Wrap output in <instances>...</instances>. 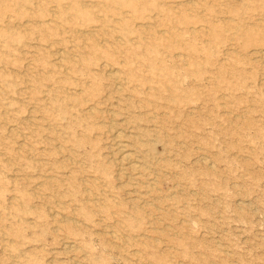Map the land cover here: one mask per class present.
<instances>
[{
	"label": "rangeland",
	"instance_id": "rangeland-1",
	"mask_svg": "<svg viewBox=\"0 0 264 264\" xmlns=\"http://www.w3.org/2000/svg\"><path fill=\"white\" fill-rule=\"evenodd\" d=\"M0 6V264H264V0Z\"/></svg>",
	"mask_w": 264,
	"mask_h": 264
},
{
	"label": "bare ground",
	"instance_id": "bare-ground-1",
	"mask_svg": "<svg viewBox=\"0 0 264 264\" xmlns=\"http://www.w3.org/2000/svg\"><path fill=\"white\" fill-rule=\"evenodd\" d=\"M0 1H1V0H0ZM21 1H22V0H21ZM27 1H28V0H27ZM154 2H155V1H154ZM154 2L152 1V3H154ZM159 2H161V1H159ZM17 3H18V2H17ZM23 3H24V2H23ZM75 3H76V2H75ZM77 3H78V2H77ZM80 3H81V2H80ZM147 3H148V2H147ZM72 4H73V3H72ZM132 4H133V3H132ZM148 5H150V4L148 3ZM162 5H163V3H162ZM162 5H161V6H162ZM61 6H62V5H61ZM73 6H76V5L73 4ZM78 6H79V5H78ZM80 6H81V5H80ZM159 6H160V5H159ZM159 6H158V7H159ZM0 7H1V6H0ZM2 7H3V6H2ZM6 7H7V6H6ZM137 7L139 8V6H137ZM158 7H157V9H160V7H159V8H158ZM62 8H64V7H62ZM75 8H76V7H75ZM81 8H82V7H81ZM138 8H137V9H138ZM163 8H164V7H163ZM1 9H2V8H1ZM77 9H78V8H76V10H77ZM134 9H135V8H134ZM61 10L63 11V9H61ZM86 10H87V9H86ZM86 10H85V11H86ZM82 11H83V8H82ZM82 11H81V12H82ZM23 12H24V11H23ZM76 12H77V11H76ZM78 12H79V9H78ZM83 12H84V11H83ZM25 13H26V12H25ZM65 14H66V12H65ZM67 14H68V13H67ZM70 14H71V13H70ZM73 14H74V13H72V16H73ZM83 14H84V13H83ZM41 15H43V14H41ZM0 16H1V15H0ZM65 16H66V15H65ZM67 16H68V15H67ZM72 16H71V17H72ZM74 16H75V14H74ZM77 16H78V15H77ZM77 16H76V17H77ZM69 17H70V16H69ZM71 17H70L69 20H71ZM1 18H2V17H0V19H1ZM37 18H38V16H37ZM39 18H40V16H39ZM41 19H42V18H41ZM67 19H68V18H67ZM73 19H74V17H73ZM44 21H45V20H44ZM9 24H10V23H9ZM11 24H12V23H11ZM11 24H10V25H11ZM7 25H8V24H7ZM9 27H10V26H9ZM10 28H11V27H10ZM11 29H12V28H11ZM51 29H52V28H51ZM12 30H13V29H12ZM13 31H14V30H13ZM8 33H9V32H8ZM15 33H18V32H15ZM9 36H10V35H9ZM16 37H17V36H15V38H16ZM5 38H6V37H5ZM12 40H13V39H12ZM10 41H11V40H10ZM10 41H9V42H10ZM7 42H8V41H7ZM11 42H12V41H11ZM62 50H63V49H62ZM60 51H61V50H60ZM58 52H59V51H58ZM63 52H64V51H63ZM59 53H60V52H59ZM60 60H61V59H60ZM65 61H67V60H65ZM60 62H62V61H60ZM113 67H114V66H113ZM114 72H115V71H114ZM4 75H5V74H4ZM115 75H116V74H115ZM115 77H117V76H115ZM112 78H113V77H112ZM118 79H119V78H118ZM31 86H32V85H31ZM119 141H120V140H119ZM121 142H122V141H121ZM122 143H123V142H122ZM119 146H121V144H119ZM123 158H124L123 160H125V159H129V160H130V156H129L128 154H125V153H124V155H123ZM131 158H132V157H131ZM129 160H128V161H129ZM138 164H139V163H138ZM138 168H139V167H138ZM129 191H130V190H129Z\"/></svg>",
	"mask_w": 264,
	"mask_h": 264
}]
</instances>
